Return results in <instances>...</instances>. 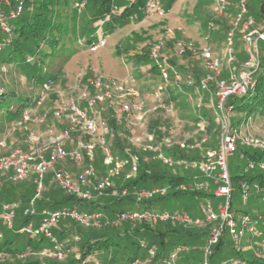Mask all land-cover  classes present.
<instances>
[{
    "label": "built area",
    "instance_id": "1",
    "mask_svg": "<svg viewBox=\"0 0 264 264\" xmlns=\"http://www.w3.org/2000/svg\"><path fill=\"white\" fill-rule=\"evenodd\" d=\"M73 1V6L78 10L86 6V0ZM123 1L125 4L136 2V0ZM248 2L249 0H237V11L230 21L221 52L213 51L214 44L209 43V35L206 36L205 42L196 45L191 40L175 37L174 29L166 28L149 47V63L141 67L145 77H150L153 72L159 77L155 87L148 81V86H151L149 92L145 93L141 90L142 83L131 71H128L123 79H105L92 75L88 79L87 90L83 93L85 99L83 106L79 99L70 98L53 109V116L62 119L65 125L60 133L51 137L44 145L30 150L15 148L1 155L0 173L7 174L11 181L25 180L30 173L33 175L34 184V194L24 206L19 207L20 204L17 202L1 205L0 220L5 229L29 238H44L48 246L38 249L40 260L61 262L65 259L68 249L66 250L53 234V229L57 227L61 219L69 218L83 227L99 226L94 225V221L102 216L98 210L83 211L75 206L37 210L35 203L47 185L58 187L79 199L91 200L93 195L112 189L114 183L111 177L120 172L126 164L129 168L124 176L125 179L135 176L140 165L139 156L133 154L127 160L115 157L112 153L109 128L103 116L106 106L112 104L118 124L129 129L140 130L139 135L132 136L131 141L140 151L144 161L151 158L167 166L197 165L202 173L201 180H197L194 176L191 181L179 184L177 188L211 191L213 199L201 200L199 205L201 216H191L179 210L134 208L119 212L108 224L118 226L124 221H132L150 225L170 223L185 229L208 227V235L199 264H212L211 257L214 249L225 234L229 236L234 252L242 253V243L246 242L250 245L245 250L252 252L255 257L264 259V215L258 214L251 217L242 211L231 210V201L236 187L231 180L227 161L228 155L235 152L239 145L264 150V138L255 133L253 124L256 120L253 116L246 115L238 122L234 121L232 117L234 110L229 103L231 98L243 97L248 93L255 84L258 69H264V54L258 48V41H264V19L260 22L259 28L253 27L255 20L248 15ZM1 3L13 7L9 16L14 17L22 11L24 0H1ZM229 4L230 0H215L214 16L208 21L209 30L219 28L218 21L226 14ZM124 5L113 3L109 14L119 15ZM142 11L145 17H164L166 13L159 0H144ZM129 18L133 19L132 16ZM3 20L4 16L1 14V25ZM235 31L240 34L241 39L246 41L248 48L247 56L242 61L239 60L238 51L234 48ZM252 34H255V38L249 42ZM103 44L104 38L99 37L87 45L94 50ZM190 64H195L202 69L203 74L198 79L194 77ZM41 87L43 91L38 95L36 107L44 101V93L50 85L42 83ZM177 92L183 94L186 104L191 107L207 109L205 114L216 124L214 147L204 148L203 146L211 141L210 135L203 132L208 125L207 118L202 116L204 113H201L199 120L194 122L189 135L187 133L186 137H179L178 127L182 124L179 125L180 119L176 115L178 100L173 98L178 94ZM158 114L162 115L163 119L172 118L171 124L159 128L162 133L160 138H156L155 131L148 129L150 116ZM48 117V111L34 113L30 109H24L21 116L14 121L12 129L22 128L30 123L42 124ZM78 130L88 136L87 141L72 137V134ZM11 131L8 129L5 135H10ZM31 141H35L33 134H31ZM3 144L1 140L0 146ZM172 146H177L184 151L199 150V158L186 159L166 154L164 149ZM96 147L102 149L106 161L113 162L110 170L98 179L94 176L95 170L92 165ZM65 162L74 165L78 172L73 174L63 169L61 165ZM253 168L264 172V162L250 161L244 171ZM236 183L242 197L263 192L261 186L250 185L244 179H239ZM169 190V185L149 188H137L133 185L130 189L124 187L115 194L130 196L136 204H139L155 196L164 195ZM260 198L264 203V196ZM18 208L27 220L15 225L14 218ZM2 240L3 236L0 232V241ZM140 245L145 255L135 257L131 264H151L156 256L155 248L143 241ZM32 249L28 246L26 249L11 253L0 248V262L12 255L17 261H25L33 255ZM188 250L186 245H180L178 250L163 257L160 264H182L176 259V255L177 253L183 255ZM93 263L104 264L98 260H94ZM216 264H246V261L235 254L219 260Z\"/></svg>",
    "mask_w": 264,
    "mask_h": 264
},
{
    "label": "trees",
    "instance_id": "2",
    "mask_svg": "<svg viewBox=\"0 0 264 264\" xmlns=\"http://www.w3.org/2000/svg\"><path fill=\"white\" fill-rule=\"evenodd\" d=\"M92 4L89 18L83 27L82 37L85 39L86 48H89L87 43L93 40L99 39V37L105 38L104 33L101 35V27L108 26L106 33L114 31L116 28L123 23V20L132 16L134 18H140L144 16L142 11V6L144 0H136L134 3L125 4L123 0H88ZM177 0H169L172 4ZM250 1V0H249ZM235 2V3H234ZM237 0H230V4L234 3L236 5ZM71 0H24L23 9L14 17L9 16V12L13 10L12 6H6L1 3L0 0V15L4 16L3 25L0 24V73L4 70H8L12 66L19 67L20 71L28 77L30 81L34 83H52L57 79L58 69H53L52 62H61V68H63L64 63L71 57L73 53L77 50L71 45L67 37L68 33L74 30L77 20L79 17V11L76 7L70 8ZM113 3L122 4L123 10L119 15L115 16L109 14ZM90 4V5H91ZM229 4V5H230ZM167 10V8H165ZM228 10V9H227ZM253 12V14H251ZM109 14V15H108ZM248 15L252 16L255 20L253 27L259 28L262 20L264 19V0H258L256 8L249 5L248 2ZM255 16V17H254ZM130 19V18H129ZM132 19V20H133ZM219 29H228L230 24L224 25L222 21L219 20ZM96 30V31H95ZM211 30H209L210 32ZM100 34V35H99ZM67 38V39H66ZM66 40L68 42H66ZM210 40V36L209 39ZM155 41V40H154ZM153 41V42H154ZM152 41L146 44H141L138 52L134 55L136 56L133 64L141 65V61L144 63H149V47L153 43ZM210 42V41H209ZM213 42H211L212 44ZM215 45V43H214ZM239 60H242V56L238 55ZM191 65V64H190ZM2 66V67H1ZM263 67V65H261ZM182 68V67H181ZM3 69V70H2ZM194 77L198 79L203 71L197 65H191ZM179 94V93H178ZM173 96V98H178L179 95ZM38 96L33 97L30 94H21L12 91H6L0 88V111L4 114L3 118L0 119V141L3 140L4 134L9 128L8 123L17 120L21 116V112L24 109L32 110V107H36V101ZM229 103L231 104L233 110L249 109L253 111V118L257 120L256 114L259 115L260 107L264 105V69L259 68L255 77V84L243 97L231 98ZM178 104V102H177ZM109 128V138L111 141L112 153L115 157L125 158L129 160L130 155L136 154L139 156L140 165L138 171L133 178L125 179L119 183L113 185L112 189H107L106 191H112L117 189H122L124 187L131 188L135 185L137 188H149L157 185H169L170 190L164 195L155 196L146 202H141L136 204L134 199L130 196H118L119 199L117 203L121 205L118 210L113 211L111 203H96L87 199H79L74 195L67 194L60 190L58 187L47 185L49 189V195L51 200L45 198L42 199L44 192H42L41 197L36 200L35 208L40 210L42 208H60V207H72L75 206L80 210L86 211L82 205L91 204L92 208L89 211L102 210L104 214L110 213L112 217H115L119 212L134 208H147V209H161L167 202L171 199H176L178 201H187V199L202 200L204 198L213 199V194L211 191H196L189 189L177 188L179 184L188 183L192 180L194 176H180L175 174L167 173L163 167L167 166L160 161L153 160L149 158L148 161L142 159L140 151L137 150L132 144L130 129L126 128L124 125L117 123L115 119L114 106L109 104L106 106V110L103 113ZM157 115H151L148 120V129L155 131L156 138H160L162 133L159 128L164 125H169L168 119L161 120L160 117H155ZM208 122L207 127L203 131L210 135L211 141L205 143L204 148L214 147L216 139V124L214 120L208 117L205 113ZM260 116L264 117V110H261ZM180 121L183 118H179ZM191 124L199 120L198 116H192ZM186 122V121H185ZM238 122V120L236 121ZM47 123V120L46 122ZM65 126V125H63ZM77 132L72 134L73 138H77ZM84 140H88V136L83 135ZM24 150V149H23ZM165 153L173 157L186 158V159H197L199 158L200 151H184L179 149L177 146H172L164 149ZM2 155V154H1ZM0 155V156H1ZM233 158L241 157L244 162L239 172L238 168L230 167L229 174L231 180L235 184L239 179H244L250 185L257 184L263 188L262 194H254L255 197L264 196V172L260 171L258 168H253L251 170L244 171L245 166L250 162L258 163L264 162V150L251 149L248 147L238 146L237 150L233 152ZM153 161V162H150ZM228 161V159H227ZM129 165L126 164L124 169L128 171ZM149 171V172H148ZM125 172V174H126ZM124 174V176H125ZM30 173L28 174L29 177ZM32 175V174H31ZM28 177L26 179H28ZM197 180H201L200 176H196ZM33 178V175H32ZM31 178V185L34 187ZM25 179V180H26ZM23 180V181H25ZM149 180L151 185L146 186L145 181ZM11 181V180H9ZM60 191L64 194L63 198L55 194L54 191ZM34 190H32V195ZM3 196V195H2ZM30 197V198H31ZM29 198V199H30ZM29 199L9 200L8 198L1 197L0 206L3 203L17 202L24 206ZM130 199L134 202L133 206H123V200ZM166 202V203H163ZM81 205V206H80ZM173 210H179L188 213L191 216H195L194 212L191 210H186L184 208H174ZM235 211H240L235 209ZM20 213V219L17 220V224L25 222L27 217L22 216L21 210L17 211ZM79 226V225H78ZM123 227V231H119L118 227ZM60 225L53 229V234L61 240L68 238V233H64L60 230ZM83 227V226H82ZM98 227V226H95ZM104 231L98 234H88L81 250L77 252V256H67V260L61 262H55L57 264H94V260L97 257L98 261L104 264H131L132 260L139 256L145 255V251L138 252L141 249V241L146 242L148 246H153L156 250V256L151 264H160V260L165 257L168 253L178 250L180 245H185L188 242L199 241L208 235V227L205 228H194L185 229L179 226H173L170 223H158L150 225L142 222H132L124 221L118 226H113L108 224L102 226ZM86 228H91L88 226ZM196 229V230H195ZM9 230L5 229L4 232ZM16 236L18 234H14ZM3 238L0 241V248L14 253L17 250H21L15 243L13 244L14 237ZM24 236V235H23ZM138 236V241H133L134 237ZM26 237V246L40 249L44 246H48L47 240L44 238H29ZM167 237H171L168 239ZM132 243V245H131ZM225 236L214 249L218 250L219 247L225 244ZM230 244V243H229ZM135 245V247L133 246ZM230 248L231 244L229 245ZM70 252V248L66 244L65 246ZM130 249H132L130 251ZM233 250V249H232ZM110 251V252H109ZM235 254L242 256V253ZM194 253H183L184 259L187 264H196L199 259L194 258ZM214 255V253H213ZM212 255V257H213ZM211 257V263L213 262ZM247 264H264L263 260H250L243 257ZM200 261V260H199ZM0 264H51L42 260H25V261H15L11 262H0Z\"/></svg>",
    "mask_w": 264,
    "mask_h": 264
},
{
    "label": "rangeland",
    "instance_id": "3",
    "mask_svg": "<svg viewBox=\"0 0 264 264\" xmlns=\"http://www.w3.org/2000/svg\"><path fill=\"white\" fill-rule=\"evenodd\" d=\"M159 1L162 7L168 9L164 17L142 16L140 18H134L133 20L127 18L123 20V23L120 24L118 28L109 33L105 32V30H108V26H102L100 28V31L101 33H104L105 36L104 44L92 50L83 46L85 44V39L81 36L83 27L86 24L87 19L89 18L90 11L92 8V4L90 3V1L86 0L85 8H83L82 10H78L79 17L74 30L70 31L67 35V37L69 38L68 41L77 51L73 53L71 57L64 63L63 68H61V62H58L57 60L52 62L53 69H58L57 79L52 83V85H50L49 89L44 93L45 99L42 104L39 107H32V111L34 113L37 111H48L49 117L47 119L46 124L31 123V127L33 126V128L37 125L40 126L37 129H30L26 131L25 139H27V142L29 141L27 135H29L31 131L38 130L37 133L41 132L42 136L39 137V144H42L44 141H49L51 137H54L56 134L60 133L63 130L64 123L62 122V119H57L55 116H53V109L70 98L79 99L81 106H83L85 100L83 98V93L87 90L86 85L88 83V79L91 78L92 75H98L105 79H123L126 76L127 72L131 71V73L143 84L140 87L141 90L143 92L145 91V93L149 92L151 90V86H148V81L152 86L155 87V84L159 82L158 74L153 72L150 77H145L141 72V67L146 63H144V61H141V65H134L133 62L135 59H137L134 55L138 52V49L141 44L143 45L151 41L153 42L160 34L164 33L166 28L174 29L175 37L184 40H191L196 45H201L203 42H205L206 36L209 35V43H215L213 51L217 53L221 52V50L224 48L225 34L230 26L228 27V29H225L223 27L221 29L212 30L209 32L208 21L214 16L215 0H177L172 4L169 3V0ZM257 2L258 0H250L249 5L253 8H256ZM73 3L74 1L71 0L70 8L68 10L72 9ZM230 9H228L229 11L226 12V14L229 13V24L234 13L237 11V9H233V6ZM251 14H253V12H251ZM233 40L234 48L236 51H238L237 54L241 55V59L244 60L247 56L246 50L248 49L246 41L241 39V36L237 31H235L234 33ZM68 41L66 40V42ZM258 48L259 51L264 54V41H258ZM0 88L6 91H12L21 94H30L33 97L38 96L43 91L40 83H34L30 81L28 77H25V75H23V73L17 66H12L11 68H8V70L6 69L0 73ZM178 95L179 96L177 98L178 104L176 105V115L178 118H183V120L181 119L179 123V125L182 124L181 127L178 125V133L179 137L183 138L186 137L187 133L189 135L192 132L193 125L191 124L190 118L192 116H198L201 113H205L207 109H198L195 107H191L189 104H186V101L181 92H179ZM260 109L264 110V105H262ZM260 112H258L259 115L256 114L257 120L254 122L253 125L256 129L255 133L264 138V117L260 116ZM246 115L253 116V111H250L249 109L232 111V117L234 118V121L243 119V117ZM3 116L4 114L0 111V119H2ZM155 117H160L161 120H163V116L160 114ZM171 120V117L168 118L169 124L172 123ZM48 124V132L44 134L46 125ZM8 129L12 130V127L7 128V130ZM139 131V129H130V133L132 136L139 135ZM77 135V138L82 139L84 134H82V132L78 130ZM13 148H15V146L11 144L10 146H5L3 150L4 152L9 153L10 151H12ZM250 148L252 149V147ZM1 154L3 155L2 152H0V155ZM233 156V153H230L228 155V164L230 167L232 166L238 168L240 172L244 160L243 158L238 156L233 158ZM70 165L75 169L74 165H72L71 163ZM92 165L95 170L94 176L96 179H98L104 176L110 170L113 165V162L106 161L102 149L100 147H96V149L94 150V160L92 162ZM157 166L161 168L163 167V169L170 174L180 176L202 175L197 165L189 166L187 164H172L169 166ZM125 172L126 169L123 168L120 172L111 177V181L115 182V184L121 183L124 180ZM30 180L31 178H29L26 182L22 180L14 181L15 183H9V185H6L4 187L3 191L8 189L10 190V188L12 187V191H15L17 193H21L20 190H34V187L30 184ZM144 184L146 186H149L151 185V182L147 180ZM235 187L236 189L233 192V197L231 201V210L239 209L240 211L248 214L251 217H254L258 214L264 215V203L262 198L255 196L242 197L236 182ZM120 190L121 189L113 190L110 191V193L109 191H106L99 195H93L91 201H94L96 203H111L113 211H116L118 210V208L121 207V205L117 203L119 197L115 193ZM54 192L55 194L63 198V193L57 190ZM217 200L220 201V199ZM200 202V199L196 200L192 198L187 199V201L182 200L181 202L176 199H171L170 202H167L168 205H165L161 209L173 210L174 208H184L186 210H191L196 216H201V212L199 209ZM123 203V206L135 205L134 202H132L130 199H124ZM163 203L166 202L163 201ZM19 207H22V204H20ZM82 207L85 208L86 211H89L92 208V205L87 204L85 206L82 205ZM18 210L19 208L17 209V211ZM98 211L102 213V218H99L100 221H94V225H99L98 227L91 226V228H86L80 225L78 226L77 223H75L69 218H63L59 221V225L61 226L64 233H68V238H66L65 240H61L55 235L54 236L59 242L64 245V247L67 244L70 248V252H66L64 260L68 259V255L77 256V252L81 250V247L85 242L86 235L98 234L103 232L104 228L102 226H105V224L107 225L114 219V217L110 215L111 212L104 214L105 212H103L102 210ZM19 219L20 213L16 212L14 218L15 225L17 224V220ZM117 229H119V231L124 230L121 226ZM190 229L194 230V228ZM2 231H5V227L1 224L0 220V232L2 233L3 238H9L13 236L12 231L4 233ZM13 237V244L15 243L20 249H26L28 247L26 246L25 236L16 235ZM167 238L171 239V237ZM206 238H204V240L201 239L199 241L195 240L192 243H186L185 245L189 249L186 252H193L194 258L196 260H200L202 257ZM134 240L138 241L139 237H134L133 241ZM147 240L148 239H146V243L149 242ZM225 241L226 243L224 245L222 244L218 250H215L214 255L212 257L213 263L235 255L234 251L229 246L230 238L227 234H225ZM249 245L250 244L246 242L242 243V256L250 260L264 261V259L262 258L255 257L252 252L245 250V248ZM133 246L135 247V245ZM65 249L67 250L66 247ZM32 250L33 255H31L27 260H40L38 255V249L33 248ZM131 250L132 249H130V251ZM142 250L143 249L141 248L138 250V252L140 253L142 252ZM96 259L99 260L98 257ZM176 259H178L182 264H187V261L180 253H177ZM199 260L196 261V264H199ZM15 261L17 260L15 259L14 255L2 260V262L4 263H13ZM44 261L51 264H57L55 263L56 261L49 259H44Z\"/></svg>",
    "mask_w": 264,
    "mask_h": 264
},
{
    "label": "crops",
    "instance_id": "4",
    "mask_svg": "<svg viewBox=\"0 0 264 264\" xmlns=\"http://www.w3.org/2000/svg\"><path fill=\"white\" fill-rule=\"evenodd\" d=\"M230 6L231 7L233 6V9L234 10L237 9L236 8V5L234 3L230 4L228 6V9L231 8ZM163 8L165 9V7H163ZM230 10H232V9H230ZM167 11H168V9L166 10V12ZM228 11L229 10H227V12ZM228 14L229 13L225 14L223 17H220V20L222 21V24H224V25H227V23L229 24V22H228L229 15ZM13 124H14L13 121H11V122L8 123L9 127H12ZM39 126L40 125H37V126H35L36 128L35 127L33 128V126L31 127V123H30V124H28V125H26L25 127H22V128L14 127L12 129L10 135L6 136L4 134V137H3L4 144L2 146H0V152H2L3 154H5L6 152H4L3 148L5 146H10L11 144H13L15 146V148H20V149H24V150H30V149H32L34 147H37V146H40V145H44L47 140L43 142L44 144L43 143L42 144H39L40 143L39 142V137H41L42 134H41V132L40 133H37L38 130L31 131V133H29V135H27V137L29 138V141L28 142H27V139H25L26 138L25 137L26 131H28L30 129H37ZM47 126H49V124L46 125L44 134H46V132H48V127ZM6 132H7V130H6ZM31 134H33L35 136V141L34 142L31 141ZM67 147H69V146L67 145ZM15 148H13V149H15ZM61 166L63 167V169H65V170H67V171H69V172H71L73 174L77 173V171H78V169L77 168L74 169V167H72L70 165V163H66L65 162ZM29 178H32V175L31 174L29 175L28 179ZM28 179H26L24 182H26ZM9 183H15V182L14 181H9L7 174L0 173V200H1V197H3V196H4V198H8L9 200H16V199L18 200V199H21V197H24V199H29L31 197V195H32V189L31 190H25V191L20 190L21 193H17L15 191H12L13 190V187H12V188H10V190L8 189V190L3 191L4 190V187L6 185H9ZM30 184H31V180H30ZM49 193L50 192H49V189L47 187L46 188V193L44 192V195L42 196V199L45 198L47 200H51V197H50ZM0 211H1V206H0ZM0 214H1V212H0ZM61 230H62V228L60 227V230L59 231H61ZM217 262H214V263L212 262V264H216Z\"/></svg>",
    "mask_w": 264,
    "mask_h": 264
},
{
    "label": "water",
    "instance_id": "5",
    "mask_svg": "<svg viewBox=\"0 0 264 264\" xmlns=\"http://www.w3.org/2000/svg\"><path fill=\"white\" fill-rule=\"evenodd\" d=\"M253 38H255V34H252V35L250 36V38H249V42H250Z\"/></svg>",
    "mask_w": 264,
    "mask_h": 264
}]
</instances>
